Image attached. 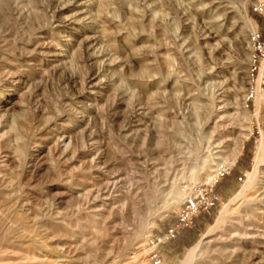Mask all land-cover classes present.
<instances>
[{"label":"rangeland","instance_id":"1","mask_svg":"<svg viewBox=\"0 0 264 264\" xmlns=\"http://www.w3.org/2000/svg\"><path fill=\"white\" fill-rule=\"evenodd\" d=\"M254 1L0 0V264H140L173 189L222 161L220 203L162 264L201 236L192 264H264Z\"/></svg>","mask_w":264,"mask_h":264},{"label":"built area","instance_id":"2","mask_svg":"<svg viewBox=\"0 0 264 264\" xmlns=\"http://www.w3.org/2000/svg\"><path fill=\"white\" fill-rule=\"evenodd\" d=\"M251 12L262 19L248 32L246 103H253L256 96H264V0L254 1ZM233 164L234 162H218L202 180L181 183L183 198L174 222L167 224L162 231L151 236L138 248L137 258L140 264H162L165 259L162 247L165 244L177 238L182 229L193 227L201 216H211L214 213L221 199L217 186L231 172ZM136 255L135 252L132 253V257Z\"/></svg>","mask_w":264,"mask_h":264},{"label":"bare ground","instance_id":"3","mask_svg":"<svg viewBox=\"0 0 264 264\" xmlns=\"http://www.w3.org/2000/svg\"><path fill=\"white\" fill-rule=\"evenodd\" d=\"M245 26L252 29L254 27V23L249 18L246 17V19H245ZM254 101H255V111H254V114H255V116H257L261 104L264 103V96H256ZM263 140H264L263 137H261V139H260V146H259V151L261 150L260 151V155H263L264 154V152H263ZM252 174H253V172L249 175L248 180L242 186V188L237 192V194L235 195V197L243 194L245 188H247V187H249L251 185L252 179H253V178L251 179ZM193 177H195V172L193 173L191 171L190 174H189V178L190 179H193ZM173 187L175 188V186H173ZM181 195H182V193H180V191L178 190V188L177 189L175 188L172 191L171 197H172V199H173L174 202H177V201H179ZM225 210H226V206H224L223 209L220 211V214L216 218L215 223L209 225V227L207 228V231H206L207 233H209L210 231H212L213 228L216 226V224L222 219V214L225 212ZM201 242H202V236L197 240L196 243H194L191 247H189L187 249V251H186L183 259L180 261V264H192V261H193L194 257L196 256V253L200 249Z\"/></svg>","mask_w":264,"mask_h":264},{"label":"trees","instance_id":"4","mask_svg":"<svg viewBox=\"0 0 264 264\" xmlns=\"http://www.w3.org/2000/svg\"><path fill=\"white\" fill-rule=\"evenodd\" d=\"M182 230H187V228H185V229H182ZM183 232V231H182Z\"/></svg>","mask_w":264,"mask_h":264}]
</instances>
